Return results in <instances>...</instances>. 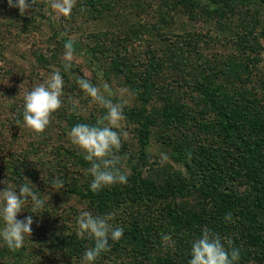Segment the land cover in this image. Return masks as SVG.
Wrapping results in <instances>:
<instances>
[{"label": "trees", "instance_id": "1", "mask_svg": "<svg viewBox=\"0 0 264 264\" xmlns=\"http://www.w3.org/2000/svg\"><path fill=\"white\" fill-rule=\"evenodd\" d=\"M47 5L37 0L31 15L20 16L0 0L5 24L18 29L15 36L41 30L43 20L49 27L42 46L20 53L30 67L29 81L18 88L43 82L55 68L65 79L63 106L40 135L23 124L18 88L0 92V181L7 180L0 191L18 190L27 178L48 197L42 214L31 213L29 202L17 217L34 214V240L57 256L82 258L92 241L76 235L78 211L75 206L61 211L54 203L75 198L93 214L116 212L115 223L124 229L95 264H188L191 244L205 225L240 249L238 264H264V78L257 75L264 0H77L69 18L46 16ZM209 19L219 23V31L204 38L195 24ZM222 19L231 23L228 29ZM69 38L84 63L72 61L64 72L63 46ZM213 39L229 47L227 57L208 53ZM9 42L0 40L5 64L11 62ZM24 71L9 69L0 77L17 74L18 83ZM100 74L114 91L127 87L135 93L125 122L136 144L122 140L128 183L94 193L90 165L68 133L76 124L94 125L103 115L75 82L84 76L99 84ZM69 98L79 100L76 111ZM154 132L182 170L151 160ZM57 176L65 187L53 192L50 182ZM228 213L231 222L224 220ZM162 234L172 236L174 248L162 246ZM28 245L24 241L13 251L0 242V264H34L24 254Z\"/></svg>", "mask_w": 264, "mask_h": 264}, {"label": "clouds", "instance_id": "2", "mask_svg": "<svg viewBox=\"0 0 264 264\" xmlns=\"http://www.w3.org/2000/svg\"><path fill=\"white\" fill-rule=\"evenodd\" d=\"M9 8H17L20 16H25L37 0H7ZM77 0H50V7L57 17L69 18ZM81 11H84L81 8ZM75 41L69 38L64 43V72H69L75 54ZM99 84H94L84 76H77L75 82L90 103L103 110V115L94 125L80 123L73 126L68 137L71 144L83 153V159L90 165L87 174L91 176L90 191L99 192L106 187L126 185L130 170L125 168V157L120 154L122 140H126L128 132L123 128L126 120V108L130 107V97L135 93L127 87L113 90L112 86L98 76ZM21 86V85H20ZM65 79L60 68H55L47 78L30 89L23 91L22 121L32 132L43 134L51 123L53 114L63 106ZM70 99L72 110L76 111L79 100ZM15 123L19 126L21 121ZM189 159L191 154L188 153ZM166 160L167 157L164 156ZM27 183L19 186L18 190L8 186L0 191V242L8 249L17 250L23 247L25 237L32 235L33 215L23 219L18 215L25 206L31 203V213H43L48 200L42 198L35 185L25 178ZM7 184V180L0 181ZM65 182L55 177L50 182L52 191H60ZM116 212L93 214L91 211L81 210L76 218V235L80 239L92 241L83 253L81 264H95L104 253L111 251L109 241L118 242L124 235V229L115 223ZM37 216V215H36ZM224 220L232 221V214L228 213ZM162 246L175 247V240L170 234H162ZM241 259L240 249L228 237H221L206 225L201 234L194 239L190 249L188 264H238Z\"/></svg>", "mask_w": 264, "mask_h": 264}, {"label": "rangeland", "instance_id": "3", "mask_svg": "<svg viewBox=\"0 0 264 264\" xmlns=\"http://www.w3.org/2000/svg\"><path fill=\"white\" fill-rule=\"evenodd\" d=\"M44 1H46V3H48V5L43 8V11H45L44 12L45 15L46 16H52V18H57L56 14L53 12V10L50 7V0H44ZM261 9H262L261 11H263L261 13L264 14V7H262ZM40 11H41V9H39V8L35 9V12L37 14ZM25 15H28V16L31 15L30 11L28 13H26ZM7 18H8V16L4 15V12H2V8L0 7V40L2 39V37H4L6 39V41H8L10 39L9 48H12L9 50V52L6 53L8 55V57L11 58V62H8L5 64V63H3V61H0V75L4 76V73H5L4 71L9 70V69L13 72L21 71L22 69H25L26 71L23 72L24 76H22V79L18 83L15 79V76H18L17 74L15 75L13 73L15 76L12 79L3 78V76L0 77V92H5V90L9 89V87L12 85L15 86L16 88H18L19 85L24 87V85L29 81V79H28V72H29V67H30L29 63L26 59L22 58V56H19V55H20V53H23L24 51L27 53L30 46H33V45L42 46L46 41V37H47V33H48L47 31L49 29L47 21L43 20L42 17L38 16L37 21L43 20L41 30H38L37 32L31 33L28 36H26L25 34H22L21 36H15V33H17L18 29L6 25L5 20ZM182 20H183V18L181 19V21ZM222 23L224 24V26L227 29L229 26H231V23L227 24V22L224 19L221 20V24ZM213 27L216 28V30H213ZM195 28H196V30H200L198 33H201L204 38H207V35H213L214 36L218 33L219 23H217L216 21L213 22L212 19H209L208 23H204V21H202V22L198 21L195 24ZM208 29H209V32H207ZM3 32H5V34ZM260 43H261L262 48H261L260 54H259L260 61L257 64V68H258V74L257 75L259 77L264 78V37H260ZM220 44H221L220 41H218L217 39L210 40L209 44H208V49H207L208 53L218 51V55L220 54L222 56L224 55L225 57H227L226 53H227V50L229 47L222 48L220 46ZM17 50H18V52H17ZM72 61L79 64V66H82L84 63L83 59L76 54H74ZM84 73L86 75L90 74L89 70H87L86 66L84 68ZM30 83L32 84V82H30ZM22 87L17 89V91H19V96L21 94H23L24 88H22ZM14 92H16V91H11V93H14ZM17 95H18V93H17ZM4 108H5V106H4ZM123 128L125 131L128 132V137H127L128 140L132 141L136 144V139L134 138L132 126L124 121L123 122ZM132 142H131V144H133ZM130 148H132V150L135 149V147L132 145L130 146ZM150 153L152 156V159H151L152 161H156V162H160V163L161 162L169 163L171 165V169H176V170L181 169L182 170V168H183L182 165H180L177 161H175L174 158L171 156L170 148L167 145H165L164 143H161L160 141L157 140L156 132H154L153 138L151 140ZM164 156L167 157L166 160L164 159ZM68 199L69 200H67V199L65 200L66 203L60 199L58 200V202L56 201L54 203L58 206V209L61 211L64 210L63 209L64 207L67 210H69V206H75L76 211H78V215H79V212L81 210H85V207L82 204H80L75 198H68ZM56 224L58 227V225H60V221ZM37 225H38V223H37ZM32 227H33V225H32ZM32 230H34V229L32 228ZM32 236H33V231H32L31 237L30 236L25 237V241H27L29 245L23 250H24V254L31 255L30 261H33L34 264H62V263L63 264H81V258L67 259L65 257L57 256V253H55V252H48V250H46V249L44 250V247L38 241L34 240V238ZM101 264H104V261ZM114 264H116V263H114Z\"/></svg>", "mask_w": 264, "mask_h": 264}]
</instances>
